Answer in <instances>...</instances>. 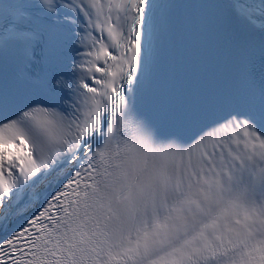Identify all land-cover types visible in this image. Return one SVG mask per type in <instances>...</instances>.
<instances>
[{
  "label": "snow or ice",
  "instance_id": "snow-or-ice-1",
  "mask_svg": "<svg viewBox=\"0 0 264 264\" xmlns=\"http://www.w3.org/2000/svg\"><path fill=\"white\" fill-rule=\"evenodd\" d=\"M0 264H264V0H0Z\"/></svg>",
  "mask_w": 264,
  "mask_h": 264
}]
</instances>
